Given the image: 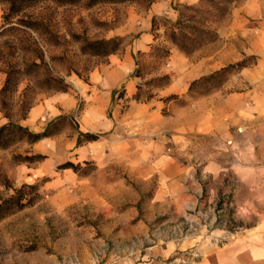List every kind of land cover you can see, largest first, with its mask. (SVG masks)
<instances>
[{"label": "rangeland", "instance_id": "374dc122", "mask_svg": "<svg viewBox=\"0 0 264 264\" xmlns=\"http://www.w3.org/2000/svg\"><path fill=\"white\" fill-rule=\"evenodd\" d=\"M235 1L173 5L178 11L167 18L182 17L184 30L196 39L188 40L189 52L164 34L161 22L155 30L151 26L152 40L133 49L138 82L131 99L147 107L108 129L98 127L101 115L93 105L102 92L89 75L107 54H94L86 42L124 35L116 50L129 46L135 32H113L131 16L141 19L150 0H33L7 19L9 2L0 0V88L7 71L12 77L0 92V125L12 120L36 132L47 125L54 131L0 146V196L23 183L38 185L33 203L0 218V264H202L234 231L230 212L221 206V190L210 200L203 189L202 204L187 200L174 209L171 197L157 191L176 167L161 166L159 172L146 166L137 150L150 142L144 129L152 125L161 128L152 136L167 152L185 141V134L176 135V111L204 94L244 89L248 101L264 106V17L234 15ZM62 93L69 103L50 100ZM123 94L120 88L117 97ZM40 102L42 110L55 104L61 113L28 118L29 107ZM120 103L121 115L128 104ZM255 112L244 116L239 129L254 139L264 132V109ZM112 113L108 106L103 117ZM88 133L98 136L88 139ZM185 156L180 167L196 177ZM33 194V188L25 189V197Z\"/></svg>", "mask_w": 264, "mask_h": 264}, {"label": "crops", "instance_id": "0c3cea01", "mask_svg": "<svg viewBox=\"0 0 264 264\" xmlns=\"http://www.w3.org/2000/svg\"><path fill=\"white\" fill-rule=\"evenodd\" d=\"M198 3L200 0H150L141 19L137 15L131 16L127 23L115 29L113 34L135 32L136 35H133V43L107 54L105 62L89 74L92 86L102 92L93 105L94 112L101 115L98 127L114 128L117 120L130 118L136 110L147 107L131 99L138 82V77L133 74L136 65L133 49H142L152 40V16L173 17L174 11H178L173 5ZM241 12L247 18L264 17V0L235 1L233 14L238 16ZM120 88L124 94L117 97ZM247 95L248 90L244 89L204 94L194 105L187 104L176 111V135L185 134V141L172 145L167 152L152 136L161 128L152 125L144 129L151 135L150 142L137 150L148 167H176L170 180L157 191L158 196L171 197L174 209H181L187 200L202 204L200 192L203 189L210 200L219 195V190L221 193L227 191L228 196L223 197L221 206L230 212L234 231L208 251L202 264H264V132L254 139L250 133L239 130L244 116L251 118L255 110L264 109V106L254 105ZM51 98L54 102L64 100L69 103L63 93ZM120 100L128 104L121 115ZM42 103L29 107L28 118L49 111L54 115L61 113L59 105L55 104L49 111L42 110ZM108 106L113 113L103 117ZM262 123L264 129V120ZM181 155H186L183 158L194 166L192 170H197V178L191 175L189 168L180 167ZM198 163H201L199 172ZM157 171L162 172L161 169Z\"/></svg>", "mask_w": 264, "mask_h": 264}, {"label": "trees", "instance_id": "16d2710c", "mask_svg": "<svg viewBox=\"0 0 264 264\" xmlns=\"http://www.w3.org/2000/svg\"><path fill=\"white\" fill-rule=\"evenodd\" d=\"M9 2V9L7 10V13L4 15V19H7L8 16H12V14H16V12L22 10L26 4L33 0H4ZM61 3H75L77 0H56ZM97 1H126V0H90V3H94ZM152 21V29L155 30L157 28L158 22H161V24L164 27V34L167 35L170 40H172L173 43H176L182 50L189 52L191 49L188 47V40H196L195 37L189 36L188 33L184 30L185 26V20H182V17H179L176 21H172L168 19L166 16H157L154 15L151 18ZM4 27L3 29H5ZM196 31H203L207 32L205 28L202 27H195ZM124 35H114L110 38H96L95 40H88L86 44L88 47L92 48L94 54H109L118 49L123 41H124ZM157 47V46H154ZM158 48V47H157ZM165 54H168V50H165ZM239 65H244L245 63L237 62ZM234 66V64H230L229 66H225L219 70L214 71L211 75L218 74L219 71L228 70L229 67ZM7 78L4 83V85L0 88V92L5 91L9 84L12 81V77L10 76V71H7ZM207 75H203L202 77H206ZM202 77L200 79H202ZM47 79L50 82L61 84L62 79H58L53 76H47ZM196 80H193L190 85L189 89L191 88V85ZM62 86L56 87L58 89H61ZM57 121V119L55 120ZM54 121V122H55ZM52 122V123H54ZM54 131L50 130L49 125L45 127V130L42 132H36L28 127L10 120L7 123H4L0 125V146H7L11 142L25 139V140H37L42 137H45V135L51 134ZM98 136L97 134L88 133L87 138L88 139H96ZM33 188L34 194L33 196L25 197V189ZM38 185L36 183H23L20 187L15 188L14 192L8 196H0V218H2L5 215H8L12 213V211L16 209H20L26 205H29L30 203H33L36 199L35 196L38 194Z\"/></svg>", "mask_w": 264, "mask_h": 264}, {"label": "built area", "instance_id": "2783aa9c", "mask_svg": "<svg viewBox=\"0 0 264 264\" xmlns=\"http://www.w3.org/2000/svg\"><path fill=\"white\" fill-rule=\"evenodd\" d=\"M222 194L224 195L223 197L228 196L227 191H223Z\"/></svg>", "mask_w": 264, "mask_h": 264}]
</instances>
